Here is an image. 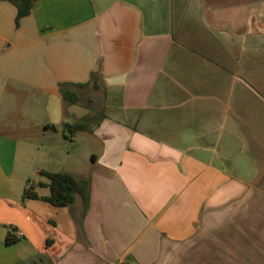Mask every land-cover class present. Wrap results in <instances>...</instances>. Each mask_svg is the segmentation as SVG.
<instances>
[{
    "label": "crops",
    "instance_id": "obj_1",
    "mask_svg": "<svg viewBox=\"0 0 264 264\" xmlns=\"http://www.w3.org/2000/svg\"><path fill=\"white\" fill-rule=\"evenodd\" d=\"M16 19L0 0V264H163L264 193V0H35ZM60 83L99 99L77 133L85 170L77 138L46 137L68 122ZM7 129L47 138L36 185ZM40 170L81 193L64 207L27 196L50 194Z\"/></svg>",
    "mask_w": 264,
    "mask_h": 264
},
{
    "label": "rangeland",
    "instance_id": "obj_2",
    "mask_svg": "<svg viewBox=\"0 0 264 264\" xmlns=\"http://www.w3.org/2000/svg\"><path fill=\"white\" fill-rule=\"evenodd\" d=\"M77 96L80 103H62V119L68 122H85L92 127L100 118V110L97 107L99 99L92 98L91 92L86 93L82 90ZM18 105V102L14 103L15 108L19 107ZM16 116L12 118L14 122ZM34 117H38V113L34 112ZM56 127L57 130L48 132L46 137L58 139L55 143L58 150L64 145H71V141L77 138L75 144H72L77 166L84 170L89 168L91 155L86 154L87 144L83 140L87 137L86 134L76 133L73 136H66L60 121H57ZM6 131L12 133L20 142L24 141L29 145L21 155L27 174L25 184L28 182L36 185L41 178L37 175L36 168L45 162L36 154V147L42 142H47V138L38 129H7ZM63 163V161L56 163L53 168L63 170L64 166L67 167ZM208 224L196 241L188 242L183 246H172L169 257L164 259L163 264H264V258L254 257L256 253H264V193L250 195L247 205L234 206L230 214L218 216L214 223L211 221Z\"/></svg>",
    "mask_w": 264,
    "mask_h": 264
},
{
    "label": "trees",
    "instance_id": "obj_3",
    "mask_svg": "<svg viewBox=\"0 0 264 264\" xmlns=\"http://www.w3.org/2000/svg\"><path fill=\"white\" fill-rule=\"evenodd\" d=\"M12 2L17 7V23L19 20L31 12L35 0H7ZM88 84H78L79 87H85ZM60 91L64 103H80L77 93L68 88L67 83H60ZM66 136H73L78 132L88 130V126L83 122L62 124ZM40 174L48 178V183H39L38 186H47L50 188L48 196L40 197L35 191L26 189L27 196L32 198H41L54 206L64 207L72 204L76 200L77 194L82 191V181L77 179L73 174L68 172H49L40 170ZM14 238L7 237L6 242L10 243Z\"/></svg>",
    "mask_w": 264,
    "mask_h": 264
}]
</instances>
